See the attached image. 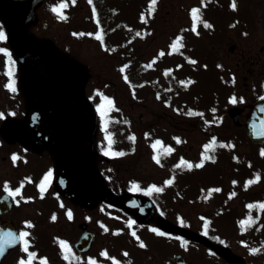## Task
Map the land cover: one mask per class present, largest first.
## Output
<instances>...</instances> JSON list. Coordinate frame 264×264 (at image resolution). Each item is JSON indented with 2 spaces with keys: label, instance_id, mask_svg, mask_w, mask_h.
Returning <instances> with one entry per match:
<instances>
[{
  "label": "rangeland",
  "instance_id": "rangeland-1",
  "mask_svg": "<svg viewBox=\"0 0 264 264\" xmlns=\"http://www.w3.org/2000/svg\"><path fill=\"white\" fill-rule=\"evenodd\" d=\"M71 1L51 0L48 4L45 3L38 7L36 9L37 22L32 26V32L39 38L51 40L65 54L78 61L79 65L86 70L89 77L86 88L87 93L90 95L93 104L98 106L99 110H104L105 107L113 108L110 116H108L110 120L109 128L106 131L100 129L99 134L104 135L106 132V137L111 136L110 130H112V127L110 126L113 120L117 124L116 129L118 125L124 123V125H128L127 128L131 135L130 145L125 146L124 149L112 150L111 153L115 156L112 159L115 161L111 165H106L105 170L108 173L111 172L113 177L119 175L120 180L126 184L128 180L133 179L132 177L138 179L140 177L144 185L147 182H154L153 184L159 187L169 181L173 182L175 177L176 184L170 186L175 194L172 196L170 193L169 195L166 190L163 195L164 197H169L170 199L167 201L170 202L173 200V197L179 198L172 202L171 208L183 212L185 222L196 229H211V225L208 222L213 223L215 229L217 228L221 231L223 236H227L232 245L238 246L240 244L237 236L238 226L236 223H233L234 220L231 218L233 216L235 218L237 214H241L244 205L245 215L247 220H249V218L260 214V208L254 207L250 209L248 206L264 204V196H259L256 199L252 198L260 193L258 187H249L252 184L249 181H255L257 174L262 178V182L264 181V156L258 155L259 152H264V150L259 148V145H253L248 141L244 129L232 127V124L227 120L226 111L228 107L234 104L227 97L231 93V87L234 85L238 86L239 92L243 91L244 93L240 92V94H237V98L241 102H236L238 104L234 105L243 106L246 103L252 102L254 100L252 99L253 96L256 98L258 94L263 92L262 87H260L256 90L257 93L255 94L257 95L247 93L243 79L244 72L239 64H241L240 55L246 53L250 47L253 46V52H255L264 46V28L258 26L253 32H250L248 24L246 31L250 32V36L244 38L242 27L233 25L231 29L229 28L230 24L228 22H230V19L234 15L229 8V0H219V3H215L217 0L205 1L208 7H213L216 4L220 5L219 9L212 8L206 10L207 19L214 25H218V30L213 34V37L208 35L211 33V29L206 31L208 34L201 32L199 37L195 36L198 39H193L192 45L198 47L197 53H195V49L193 50V48L191 50L187 49L188 52L192 51L193 55L197 56L199 54L201 61L192 59L196 61L195 64H192L189 63L191 59L188 58L185 52H183L184 55H180V57L185 59L181 63L185 62L189 69L197 71L194 73L195 78L190 77L189 71H187L186 90L184 91H191L193 93L190 92L187 95L185 93V101L200 100L197 103L200 112L202 114L207 113L206 117H202L203 119L199 120L193 116L185 118L176 113L172 107L167 108L163 102L166 98V95L163 94V85H157L162 91L161 94H163L161 99L155 97L154 91L149 89L151 85L147 87L146 91L138 88L137 94H134L132 80L128 77L125 80L126 73L129 74V71L127 72L126 70L125 73V70H122L121 67L123 63H128L129 61L128 58H126L127 61L123 59L124 56H129L130 54L129 48H125L124 46L126 37L120 39V43L122 42L123 45H120L118 51L110 52L103 45V41L96 39L99 28L94 24L96 21L92 17L89 0H75V6L71 5ZM148 1L125 0L120 3L112 2L111 4L113 7L115 5L119 8V18L134 29L137 28L138 33L144 26L142 23H145V21L151 23L150 36L143 39H141V36H137L135 40V45L138 52H140L139 55H141L140 63L147 60L150 61V58L156 56L163 57V59L166 58L165 54L163 56L160 55L161 51L167 50L170 43L172 46V42L177 40L178 35L182 36L181 32L184 33V36L185 33L191 35L187 28L193 21L191 16L192 10L194 8H204L202 6L204 0H157L155 10L149 12L150 5L146 6ZM237 1L241 3V0ZM72 3L74 2L72 1ZM235 3L241 8L247 5L237 4L236 0ZM61 4L70 6L68 13L70 12L71 15L64 16L66 7L60 13L54 11L51 7V5L60 6ZM69 6L67 7L69 8ZM143 8L145 9L143 10ZM203 14L204 12H202V20L205 21ZM236 17L240 19L238 15ZM114 25L123 31L126 30V24L120 21H116ZM110 30L118 32L114 28ZM181 38L183 42L184 37ZM118 39L119 34L115 33L109 38V41L111 44L119 45ZM231 45L235 46L234 51H231ZM203 47L210 51L204 50ZM204 54H208L209 61L206 62L208 67L205 70L202 67L203 62H205L203 58ZM211 54H215L216 57L213 58ZM167 58L171 59V55ZM162 61H160L162 67L174 64L171 60L168 62ZM214 62L219 67L224 66L226 68L224 77L232 85L228 86L226 84L224 86L217 81L219 74L218 72L216 74L213 69ZM178 65H174L170 70H174ZM231 66L234 67V76L228 71V67ZM152 67L153 65L147 68V72H143L142 78L146 74L156 78L158 70H153ZM181 72L185 73L186 71L179 70L175 73L180 76ZM152 77H148V79ZM189 81L192 83H188ZM218 93L221 95L219 101L215 99ZM109 100L112 101L111 104L108 103ZM182 101L184 100L182 99ZM186 105L191 106L193 103L186 102ZM197 114L198 112H195V115ZM141 116L143 117L142 122H140ZM120 118L121 120H119ZM214 118L218 119L216 121L220 123L219 127L215 126V123L212 121ZM244 120L245 115H242L241 121L244 122ZM207 122L209 125H207ZM118 134L122 136L119 132ZM174 134L179 135L178 137L181 140L179 146L174 138L176 136ZM132 137H135V140ZM211 138L213 140L217 138L212 148L214 147L215 159L218 161L216 163L210 162L211 164H209L208 161L213 160V158L207 159L208 161H205L202 167H196L197 164H200L198 162L201 160L202 155L207 154L205 150ZM100 140L106 145L104 139H101V135ZM121 140L123 142L124 138H121ZM156 141H160L161 145L156 144ZM106 142L108 143L109 140L106 139ZM225 143L233 144V149L230 151L224 150L225 145L224 147H220L221 144ZM169 149L171 151H168ZM117 153H124V155H116ZM179 154L183 155L185 164L179 165ZM228 154L230 156L229 162L225 161L228 159L225 155ZM156 157L160 159L159 164L156 163ZM117 160L120 162L124 161L123 164L125 166L120 172L117 170ZM189 164L192 165L191 168L187 166ZM129 165H132V168H130L129 172H126L124 169ZM172 165L187 172L176 175L175 170L177 169H167V167L172 168ZM0 167L5 168L2 171L3 175L1 178H7L12 175L9 170L10 166L7 163L0 162ZM189 170L192 171L190 172ZM235 176L238 177L241 188L244 189L246 187L243 194V198L246 199H243V201L237 198L231 199L230 204H227V207L224 208L227 217L223 218L219 215L218 207L226 201V194L223 193L221 196L217 194L214 197H209L208 187L212 186L211 184L216 186L220 181L225 189H229L230 191L231 185L229 186V184L232 178L235 180ZM227 190H224V192ZM74 209L79 220V213H82L83 208L77 209V207H74ZM210 213L215 217L211 221H208V217H211ZM204 222H207L206 226L203 224ZM246 235L248 245L245 247H251L253 244H256L254 240L251 241L249 239L251 238L250 232ZM45 253L50 256L49 260L54 264L62 263L58 260L59 256L53 250Z\"/></svg>",
  "mask_w": 264,
  "mask_h": 264
},
{
  "label": "flooded vegetation",
  "instance_id": "flooded-vegetation-1",
  "mask_svg": "<svg viewBox=\"0 0 264 264\" xmlns=\"http://www.w3.org/2000/svg\"><path fill=\"white\" fill-rule=\"evenodd\" d=\"M262 8L264 0L254 1L246 8L243 7L244 12L239 13L242 18H238V21L244 26L250 24L251 32L258 26L264 28ZM32 23V20L29 21V24ZM0 32L6 35L3 16H0ZM231 47H234L231 48V51H234L235 46ZM253 51L252 46L246 53L241 54L239 64L244 72L245 88L251 92H255L259 86H264V46L258 51ZM8 53L9 46L4 38L0 40V162L10 166L12 175L1 178L5 168L0 167V185L7 186V190L3 188L0 195L17 190L20 194L11 196L13 211L10 214H0V234L4 226L10 230V222L18 234L27 232L28 252L34 253L32 264H54L45 253L51 250L59 256L58 260L62 262L60 264H175L174 259L177 256H183L193 264H233L211 246L186 238L177 232L163 230L160 219L186 228L185 216L179 210L172 211L167 207H160L152 198L150 200L154 204V213L151 216L139 217L101 198L94 204L79 205L83 209L78 220L77 214H73L74 207L80 208L78 203L56 191L53 182L55 160L46 148L37 144V149L31 150L18 140L10 139L2 130L6 121L23 120L28 108L24 87L10 75ZM13 82L15 91L9 87ZM142 121L141 116L140 122ZM100 135L101 139L105 137L98 133L95 141V151L96 147L98 150L97 165L113 193L117 196L135 193L147 197L141 190H149L153 187L152 184L147 182L144 185L140 177H132L126 184L120 180L119 175L113 177L111 172L105 170L104 164L107 162L103 161L101 153L105 151L106 146L101 142ZM14 156L17 157L15 161ZM123 163L121 161L117 166L119 172L125 166ZM124 170L129 172L126 167ZM49 172L52 177L44 187L45 190H41V185L45 183L44 178ZM133 185H138L139 189L132 191ZM89 232L92 234L91 240L88 239ZM196 233L206 236L216 246L228 249L230 253L227 252L238 256L240 261L235 257L232 259L240 263L264 264L263 251L253 255L248 247L234 246L229 240H223L219 231L197 230ZM61 241L68 245L67 249L58 243ZM3 242L0 240V244L5 248L3 255H0V264H21V261L27 264L28 253L23 250V242H18L12 248ZM141 244L144 247H141ZM105 253L107 255H104ZM65 256L68 258L65 259Z\"/></svg>",
  "mask_w": 264,
  "mask_h": 264
},
{
  "label": "water",
  "instance_id": "water-1",
  "mask_svg": "<svg viewBox=\"0 0 264 264\" xmlns=\"http://www.w3.org/2000/svg\"><path fill=\"white\" fill-rule=\"evenodd\" d=\"M38 1L0 0L1 9L8 10L5 24L13 53L23 63L21 80L29 105L26 119L6 124L4 132L29 147L35 142L47 147L57 161L55 184L62 194L83 203H92L102 196L122 207L141 202L142 199L129 195L115 198L97 170L92 148L96 112L85 96L87 77L52 43L37 42L28 34L25 23ZM251 110L246 122L249 139L264 142V97ZM240 112L238 108L229 110L237 125ZM161 226L174 229L165 222ZM180 232L202 239L184 230Z\"/></svg>",
  "mask_w": 264,
  "mask_h": 264
},
{
  "label": "snow or ice",
  "instance_id": "snow-or-ice-1",
  "mask_svg": "<svg viewBox=\"0 0 264 264\" xmlns=\"http://www.w3.org/2000/svg\"><path fill=\"white\" fill-rule=\"evenodd\" d=\"M73 2H74V0H73ZM91 2H92V0H89V3H91ZM156 4H157V0H151V5H150V9H149L150 12H153V11L155 10V5H156ZM66 6H67L66 4H61V5L59 6V8H58V9H54V11H57L58 13H60L61 10L64 9ZM231 6H232V9H233V10H236L237 5H236V3H235V0H233V3H232ZM191 15H192L193 22H194V24H193V31L196 30V24H197V23H203V26H204L205 28H211V27H212L211 24H208V23H204V22H203V20H202V13H201V9H200V8H194V9L192 10ZM65 19H66V17H65ZM145 22H146V21H145ZM137 35L139 36L140 33H137ZM4 38H5V34H4L3 32H0V40H2V39H4ZM96 39L100 40V39H102V36L97 35V36H96ZM181 39H182V38H178V39L175 41V43L172 45V48H173L174 51L176 50V48H177L178 45L182 46V45H181ZM6 54H7V53H6ZM160 55L163 56L164 53L161 52ZM189 63L195 64L196 61L191 60V61H189ZM125 80H127V76H125ZM188 83H192V82L189 81ZM9 87L11 88L12 91H15L14 82H13L12 84H10ZM235 102H236V100H235V98H234V99H233V103H235ZM108 103L111 104L112 101L109 100ZM132 139L135 140V137H132ZM156 143H157V144H160V141H157ZM177 143H180V141L177 140ZM110 144H111V137H109V145H110ZM213 144H215V140H213L212 144H209V145L206 146V151L209 150V149H212ZM154 147H155V145H154ZM220 147H224V145H220ZM168 151H171V149H169ZM116 155H124V153H117ZM203 158H204L205 160H207V159H211V157H209V156H207V155H205ZM16 159H17V157L14 156V157H13V160L15 161ZM155 159H156V163L159 164V163H160V159H159V157H156ZM185 163H186L185 161H183V160L181 161V164H185ZM187 166H188L189 168L192 167V165H190V164L187 165ZM202 166H203L202 164H197V165H196V167H202ZM51 177H52V173L49 172L48 175L44 178L45 183L41 185L42 190H43L44 187H46L47 182L51 179ZM258 179H259V177H257V180H258ZM253 182H254V181H249V183H253ZM168 183H171V181H169ZM133 187L136 188V189L139 188L138 185H133ZM5 189L7 190V186H5ZM160 191H162V189L153 186L152 188H150V189L148 190V193H147V194H151L152 192H160ZM216 191H218V190H216ZM8 194H9L10 196L16 197V196H18L20 193H19V190H17V191H9ZM248 207H249L250 209H251V208H254V207H259L260 209H264V204L259 205V206H256V205H249ZM68 215H69V218H71V213H70V212L68 213ZM250 219H251V218H249V221H244V222H242V223H243V224H247V223L250 222ZM132 223H134V222H132ZM131 226H132V224L130 223V224H129V227H131ZM28 227H32V225H28ZM153 231H156V230L153 229ZM158 234H159V235H163V233H158ZM28 235H29V234H28L27 232H20V233H19V239H18V241H17V238H16L15 234L9 232V233H8V238H9V239H8L7 241H4L3 243H10V242H11V243H15V242H23V250H24L26 253H28V261H27V264H32V260H33V257H34V253H29V252H28V242H27V239H26V238L28 237ZM133 235H135V233H133ZM60 244H61V247H62V248H64V249H67V248H68V245H67L64 241H61ZM140 246H141V247H144L143 244H141ZM4 251H5V248H4L3 244H0V255H3ZM259 252H260V249H257V248H253V249H251V253H252L253 255H255V254L259 253ZM104 255H107V254L105 253ZM67 258H68V257L65 256V259H67ZM21 264H25V261H21ZM42 264H44V262H42Z\"/></svg>",
  "mask_w": 264,
  "mask_h": 264
},
{
  "label": "trees",
  "instance_id": "trees-1",
  "mask_svg": "<svg viewBox=\"0 0 264 264\" xmlns=\"http://www.w3.org/2000/svg\"><path fill=\"white\" fill-rule=\"evenodd\" d=\"M97 3H98V6H99V8H103L104 6H103V3H104V0H97ZM135 55H137V53L135 54ZM140 57V56H139ZM139 57H138V59H139ZM139 61H140V59H139Z\"/></svg>",
  "mask_w": 264,
  "mask_h": 264
}]
</instances>
